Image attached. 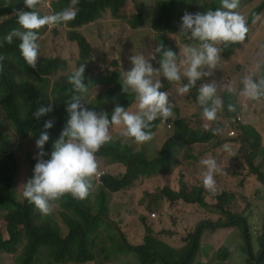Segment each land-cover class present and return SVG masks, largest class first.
Here are the masks:
<instances>
[{"label":"rangeland","instance_id":"obj_1","mask_svg":"<svg viewBox=\"0 0 264 264\" xmlns=\"http://www.w3.org/2000/svg\"><path fill=\"white\" fill-rule=\"evenodd\" d=\"M162 1L165 0H130L125 7L127 14L125 20L119 16L114 17L109 11H104L93 22L76 28L75 30L81 33L90 45V58L86 62L81 59L77 45L68 38V33L71 31L68 26L69 22L50 28L45 26L41 29L42 38L38 41L40 49L37 67L46 58H58L60 62L66 63V69L58 70L47 76L48 78L42 76L43 79L41 78V81L38 82L40 98L37 99V105L32 106L30 111L34 113L41 106H52L53 99L56 98V93L52 94L54 83L65 78L81 64H86V70H89L91 75L96 78L97 76L100 78H97L96 83L80 97L87 103L89 110L97 113L107 112L110 115L113 112L112 105L107 99L102 101L97 97L104 91L101 76L107 71L116 70L123 73L129 71L132 68L130 56L142 54L147 58L158 44H164L166 48L176 52L178 58L180 50L185 44H196V41L179 35L180 28L169 36L168 41H162V37L158 39V32L153 27V17L157 14L158 6ZM262 1L244 0V8L240 14L246 18L247 14ZM58 2L59 0H40L37 10L41 15H51L69 6L60 4L56 10L53 4ZM14 4L18 5L16 10H19L23 7L24 0H16ZM139 11L141 17L144 14V24L140 27H133L129 23V18L135 14L138 15ZM260 14H264V10ZM14 15H16L15 12L13 15L0 18V38L8 36L14 29L20 28L17 17L11 23L3 22L11 19ZM248 33L249 40L235 50V55L229 59L221 57L223 44L217 45L220 48V59L216 68L205 69L210 71L211 75L203 77L193 87L199 88L202 83L215 81L218 86L217 95L224 101L223 94L226 88H221L219 85L231 83L236 89L234 100L237 107L235 112H231V115L226 114L222 109L218 111L215 121L202 119V110H200L198 101L192 97L191 90L183 95L177 93V89L187 83L186 78L182 77L179 82L169 83L161 77V82L164 85L161 90L169 93V101L173 105V115L166 121L157 119L159 124L152 132L153 139L143 144H136L133 140L122 137L120 127L114 126L110 129L111 140L120 141L122 145H127L134 151L145 150L150 160H155L160 155L164 143L173 136V124L176 121L186 120L193 129H205L204 125L208 124L207 129L214 127L219 130L218 136L212 141L182 149L176 155L177 165L171 166L166 171H157L140 177L130 187L109 195V217L113 221L111 226V232L114 234L113 239L114 236H118V230H121L127 234L131 243L140 244L146 236V226H148L152 229L153 236L157 240L175 249H181L187 244L189 234L195 231L199 223L202 221L216 223L219 219L224 218L223 211H217L214 206L217 205L218 197L225 195L224 208L246 218L251 247L254 248V252L259 249L257 240L262 233L264 222V184L258 179V175L264 179V164L262 165L264 158V98L250 100L240 96L239 90L243 87L242 80L246 76L253 79L264 77V59L261 58L264 56V15H261L260 20L248 26ZM158 59L159 56H157ZM151 63L154 69L159 68L156 61H151ZM257 64L261 66L259 69L256 68ZM227 99L230 102L233 101L232 96H228ZM127 110L136 111V102ZM50 114L51 112L39 119L33 116V125L49 119ZM236 117H239L240 121L233 128L234 136L230 137L225 123L231 119L236 122ZM0 121L2 122V126H0V158L6 155V152H15L19 157L23 172L19 179L26 180L27 183L32 178L28 156L38 157L39 151L33 131L31 129L29 138L23 139L2 114H0ZM251 131L258 132L257 134L260 135L259 142L261 146L263 145L261 149ZM225 144L230 146V151L224 150ZM205 158L215 159L219 166V170L214 174V188L206 189V203L187 204L183 201L171 203L162 196L161 190L164 188L179 192L183 187L203 186V175L206 169L200 161ZM97 163V174L92 178L100 179L101 175L106 174L123 176L127 171L125 166L111 164L108 160ZM22 185L15 189L23 192ZM101 188L100 181L91 187L89 192L91 203H94ZM203 188L205 187L203 186ZM59 211V208L54 206L51 212L53 216L43 215L39 211L37 213L42 218L49 217L62 225ZM7 213V208H0V230L5 236L7 233L4 217ZM152 215L155 216L152 217ZM65 230L63 226V231ZM103 241L107 246L110 243V240L100 232L98 240L93 246L95 257L88 262L89 264H140L134 253L117 258L106 257V251L99 249ZM242 243H244L242 235L236 227L219 228L216 231L206 230L202 235L200 251L194 264H247L246 255L241 249ZM23 245L24 242L20 245L19 251ZM224 249L229 250L230 255L227 259H219V254ZM16 254L0 252V264H15Z\"/></svg>","mask_w":264,"mask_h":264},{"label":"trees","instance_id":"obj_2","mask_svg":"<svg viewBox=\"0 0 264 264\" xmlns=\"http://www.w3.org/2000/svg\"><path fill=\"white\" fill-rule=\"evenodd\" d=\"M16 1V0H15ZM14 0H0V18L13 15L18 5ZM130 0H79L78 14L76 18L69 22L71 31L68 38L75 43L80 51L83 62L90 58V45L86 38L75 29L85 24L93 22L101 16L104 11H109L114 17L126 19V5ZM71 0H59L53 6L57 10L60 4L70 5ZM220 5V0H168L159 4V10L153 17L154 30L158 32V39L168 41L171 34H174L180 28L182 16L185 12L197 13L205 12L209 9L215 10ZM38 4L36 6V11ZM244 8V0H240L239 8ZM21 9H25V6ZM264 10V0L255 7L246 16L247 27L253 23L257 14ZM39 12V11H38ZM44 13V11H43ZM41 15V13L39 12ZM120 14V15H119ZM16 15L11 19L3 22H12L16 20ZM129 23L133 27L144 24V14L141 12L135 16H130ZM264 37V36H263ZM249 40V33L243 42L230 44L221 48V57L229 59L235 55L234 51L239 49L242 44ZM19 39L13 38L9 44L5 37L0 38V114L7 118L10 126L17 132L21 138L27 139L30 136L31 129L34 137L44 131L45 121H53V127L48 129L49 141L45 145L44 151L47 155L45 160L51 158L54 143L59 139L60 133L66 125L68 113L66 111V102L71 99L68 90L72 87L68 83L67 75L62 80L54 83L52 94L56 93V98L52 102V111L49 119L38 122L33 125V112L30 111L32 106L37 105V99L40 98L38 93L39 83L42 76L46 78L58 70H65L66 63L60 62L58 58H46L35 69L31 68L21 55L19 49ZM262 60L264 56H261ZM257 71V70H256ZM255 71V72H256ZM123 72L116 70L107 71L102 77L104 86L103 93L97 96L98 99L108 100L109 104L114 107L120 106L129 109L135 103L133 94L122 91ZM97 78H100L97 76ZM96 76L91 75L89 70L85 71L84 83L87 89L91 88L97 81ZM43 79V78H42ZM37 82V83H36ZM199 88H192V97L197 100ZM82 93H76L81 95ZM103 94V95H102ZM228 96L233 97L229 101ZM224 107L226 114L231 115L227 105L235 104V95L229 94L227 90L223 94ZM83 108H88L84 100H80ZM200 106V105H199ZM237 109V107H236ZM203 112V108L200 106ZM111 114L109 115L110 118ZM202 117V114H201ZM240 118L236 117L234 128L239 124ZM159 122L156 120L152 123L150 131L156 130ZM0 126L2 122L0 121ZM174 133L163 145L160 155L155 160H150L145 150L134 151L127 145H122L120 141L111 140L104 144L96 153L97 162L109 161L111 164H121L126 167L127 171L123 176H112L109 174L101 175L100 179L92 178L91 184L94 186L101 182L102 188L96 195L94 203L89 201L88 196L83 199H75L70 194H66L55 202L59 215L62 220L60 225L54 219L49 217L42 218L37 212L34 204L26 200L22 192L15 189L26 180L19 179L22 175L19 157L13 151L0 158V208H7L8 213L5 215L7 236L0 230V252L16 254L15 264H89L88 262L95 257L93 246L98 235L102 232L109 240L107 246L105 241L99 249L106 251L105 256L117 258L127 256L131 253L137 255L140 264H194L195 258L200 251L202 235L206 230L216 231L219 228L236 227L243 238L244 243L242 250L246 255L247 264H264V222L262 233L258 237L259 249L254 252L251 247L249 229L246 218L240 214H234L224 208V196L218 197L217 205L214 208L220 212L223 211L224 218L219 219L216 223L202 221L196 226L194 232L188 236L187 244L181 249H175L153 236V231L146 226V236L140 244H133L128 239L127 234L118 230V236L111 232L113 221L110 220L109 213V195L130 187L140 177L148 176L153 172L166 171L171 166L177 165L176 155L185 148L192 145L204 144L212 141L218 136V130L214 127L210 129L195 128L193 129L186 120H179L173 124ZM264 127V126H263ZM262 127V128H263ZM247 129H249L247 127ZM252 136L259 142L260 135L251 131ZM259 135V136H258ZM248 141V138H247ZM260 144V142H259ZM263 147L260 144V149ZM30 170L33 177L34 167L38 162V157L28 156ZM264 164V158L262 165ZM21 171V172H20ZM259 181L264 184V179L258 175ZM91 189L89 190V192ZM161 194L169 202L174 203L183 201L187 204H204L206 189L203 186L193 188L183 187L179 192L170 188L161 190ZM12 206V207H11ZM225 209V210H224ZM97 211V213H94ZM53 216L52 214H50ZM107 232V234H105ZM118 240L117 242H114ZM24 242L22 249L20 245ZM229 250L224 249L219 254V259H227L230 255Z\"/></svg>","mask_w":264,"mask_h":264},{"label":"clouds","instance_id":"obj_3","mask_svg":"<svg viewBox=\"0 0 264 264\" xmlns=\"http://www.w3.org/2000/svg\"><path fill=\"white\" fill-rule=\"evenodd\" d=\"M40 0H24L25 9L15 11L20 28L14 29L5 40L11 44L13 38L19 39V49L27 64L35 69L39 56L42 38L40 30L45 26L53 27L73 21L77 14L79 0H71L68 7L51 15H40L36 6ZM240 0H220L215 10L209 9L203 13L185 12L182 16L179 35L196 44H185L180 50V56L164 44H158L147 58L144 55L129 57L132 68L123 73L122 91L134 94L136 111H130L117 104L109 118L107 112L97 113L81 106V97L76 93H84L87 87L84 83L86 64L75 68L68 77L72 86L68 93L71 99L66 102L68 119L60 133L59 139L53 145L51 158L45 160L47 153L45 145L49 141L48 129L53 127V121L44 123V131L36 139L38 162L34 167L33 177L22 185V195L43 215H49L55 202L66 194L83 200L92 187L91 179L97 174L98 163L96 153L110 141V129L120 127L122 137L143 144L153 139L151 125L157 119L166 121L173 115V105L169 101V93L162 91L164 85L161 77L169 83L179 82L182 77L187 80L177 89L179 95L188 93L203 77L210 76L205 69L216 68L220 59L219 44L229 46L243 42L248 33L247 20L236 9ZM257 14L253 23L261 19ZM157 56L159 59L157 60ZM151 61L159 64L154 69ZM179 61V62H178ZM261 66L256 65L259 69ZM154 77H156L154 79ZM243 87L239 95L250 100L264 98V77L253 79L246 76L242 80ZM226 88L229 94L235 95L236 89L231 83L219 85ZM217 83H202L199 87L197 101L203 108L202 119L215 121L218 111L224 107L223 100L217 95ZM228 111L235 112L236 105L229 103ZM52 106H41L34 113L36 119L51 112ZM205 129L209 126L204 125ZM219 130H214L217 132ZM224 150L230 151L225 144ZM206 171L203 175V186L212 190L215 185L214 174L219 170L215 159L205 158L200 161Z\"/></svg>","mask_w":264,"mask_h":264},{"label":"built area","instance_id":"obj_4","mask_svg":"<svg viewBox=\"0 0 264 264\" xmlns=\"http://www.w3.org/2000/svg\"><path fill=\"white\" fill-rule=\"evenodd\" d=\"M234 123H235V120L234 119H231V120H228V121H226V123H225V128L227 129V131H228V135L230 136V137H233L234 136V134H235V132H234ZM155 215H152V217H154Z\"/></svg>","mask_w":264,"mask_h":264}]
</instances>
